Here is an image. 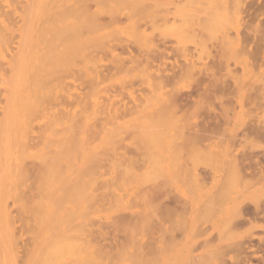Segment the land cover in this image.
<instances>
[{
  "label": "rangeland",
  "instance_id": "1",
  "mask_svg": "<svg viewBox=\"0 0 264 264\" xmlns=\"http://www.w3.org/2000/svg\"><path fill=\"white\" fill-rule=\"evenodd\" d=\"M16 1H19L20 4H15L14 2L11 4L10 1L12 10L10 9V11L6 12L8 10L6 8V0H0V9H4L6 12L1 10L5 13L2 12V16L7 13L10 16L11 13H14L12 14L14 16L9 17L7 14L4 18L8 17L12 19V21L9 19V22L11 25L12 22L15 25V27L10 25V29L12 30H10V34L6 35V37L3 36L5 31H0V35L4 39L1 40L5 42L1 41L0 43V46L3 44L2 46L4 47V49H2V46L0 47V72L2 67L5 69L2 68L4 72L3 74L1 72L0 77L2 78L3 76L4 79H0V83L4 80L6 81V79L7 81L9 80L5 78L7 75L5 76L4 73L10 77V74L5 72H10L6 63L9 58L7 59L6 55H12L21 43L18 40L21 39L22 41L23 39L24 42L21 44H24V46L20 44L23 47L22 53L25 49H28L29 54L36 57V70H39L37 71L38 81L39 77L41 78L42 76L43 78V81L40 79V86L41 88L48 86V90L45 88L43 90L40 88L38 82L35 83L37 85H34L35 88L39 89V96L42 99V94L51 93L54 98L50 94L48 98L54 100L56 97L57 101L52 103V105L55 104L54 108L52 105H48L47 107L53 113H56L57 108L62 109L67 115L66 119H64V113L61 114L62 111L60 113L58 112L59 110L57 111L58 115L61 114L63 118L61 115L59 116L62 122L58 118L56 121H58L59 125L57 123L55 128L59 131L61 125L64 128L67 125L66 123L71 122V120L75 121L72 115L75 114L74 116H76V110L77 112L81 111L79 106L85 107L86 105L87 115L84 112L85 114L83 113L82 116L81 112H78L83 119L77 113L81 117L79 118L78 116V118L82 119L81 121L83 122H81V130L79 128L77 131L82 133L78 132L79 134H75L78 135V138L74 137L77 138L74 139L75 141L78 140L79 145L77 146L79 147L76 149H79L80 155L72 149L73 154L77 153L75 156L79 155V158L73 156L72 161H74V164L72 161H69L73 166L70 167L68 165L70 167H68V171V168H63V171H65L63 173L64 176H62L63 178H59L57 175V181H55L62 186L64 184L70 185L71 188L73 187L72 191L73 189L76 190L78 187L74 186L77 185L76 181L80 183L79 179H76L78 175H75L77 173L80 174L78 166L80 165L79 167L84 168L89 163L91 167V169L88 168L90 169V171L88 170L89 178L87 179V174L84 173L86 178L81 174L83 177L80 176V179L85 178L84 180L87 179L86 182L90 181L91 183L87 185L82 180L81 185L83 184L85 187L80 186L83 187L80 190L83 191L86 189V186L88 188L84 190L85 193L81 192L78 188V193H83L79 195L76 191L75 195L78 196V199L76 196L71 195L75 191L71 192V188L70 195L68 193L63 196L64 194L60 193L63 198L59 196V198H62L57 199L61 200L59 202H62L64 197L68 202L72 201L70 198H76L74 202L77 204L73 201V204L67 201H64L66 203L62 202L69 209H65L66 207L62 208L63 204L61 205L58 201L54 203L53 201L55 200L53 199L57 197L51 199L52 208L55 209L58 203L61 207L59 205L58 208L60 209H58V212H54L52 215L54 216V218L51 217L53 221L40 216L39 220L43 222L40 223L36 217L37 221H39L38 223L41 225L37 224V230H34L35 233L33 231L29 232L32 235L29 238L33 237L32 244H28L27 242L29 246L20 245V247L23 246L29 249V255L26 253L27 249H24L25 252L23 250L20 251L22 248H19L18 242L20 244L25 243L23 239L27 238L23 236L29 235L26 234L28 232L22 233L20 221H23L21 219L25 218L26 222L24 224H31V218L27 222L26 218H29V216L26 217L25 215L27 214L24 215L26 212L21 213V215H24L22 218L20 217L21 219H19V216H21L19 214L17 217H14L16 216V211L13 212V209L14 207L18 208L19 205L14 204L11 199L6 201L9 203L7 208L14 223L12 227L14 230L15 228H20L18 232L17 230L15 231L18 233V236L22 235L16 238V240L15 238L13 239V248L16 247V249H13L12 255L14 256V260L20 259L18 255H21V259H23L25 253L27 255L24 257L26 262L17 260L13 264H264V260H262L264 259V0H24L26 3L20 2V0ZM30 1H33L31 3L34 5L28 6L29 4L27 3H30ZM1 2L5 8H3ZM47 2L50 3L48 4ZM12 5L18 6V10L21 9L24 13L19 12ZM26 6L28 9L30 7L29 11H27ZM22 8L29 12V16ZM13 17H16L15 20H13ZM23 19L24 21L27 20L29 26L26 21L24 22L25 24L23 23ZM1 21L2 17L0 16V25ZM14 21L18 23L15 22V24ZM23 24L26 27H23L24 30L22 31L23 28L20 27ZM46 27H50V30L44 29ZM43 29L48 31L46 34H49L48 37L45 35L46 32L43 33ZM0 30H3V28ZM24 32L27 34L22 35ZM14 34L17 37L13 36ZM43 35H45L44 40L45 37L47 40L48 38L51 40L52 35H55L53 36L55 38H57L56 35L59 38L62 36V39L65 36L63 42L67 36L70 42L62 43L61 45L63 46L61 47L58 45V43H61L59 42L61 39L54 40L55 38H52L55 49H57L56 45H58V49L54 50V53L51 50L52 55L49 53L47 55L50 56L46 57L45 52L47 51L48 53L49 48L45 47L47 44L43 45V42L47 41H43L40 38ZM12 37L14 38L13 40H11ZM5 38L10 39L6 41ZM11 41L16 42L11 43ZM7 42H10L11 45L10 43L7 44ZM51 43L49 46H51L50 49H53V43L52 45ZM7 45L9 47L12 46L10 47L11 49L8 48V52ZM44 47L45 49H43ZM71 49L72 52H70ZM4 52L7 53L5 54ZM41 53L43 57H40V59L46 57L43 60L47 61L52 58L50 61L52 65L48 61V66L47 64L43 66L44 64L42 63H46V61L44 62L42 59H39ZM65 53L69 54L68 59L67 56L65 57L66 60H64ZM147 56L149 59L153 58L147 61ZM60 59L62 60L60 61ZM40 61L43 62L41 63ZM58 61L60 64H58ZM62 61L66 65L61 63ZM2 62H4V65L1 64ZM60 65L65 66V73L61 72L63 67ZM58 66L60 67L57 68ZM54 67L55 72H57L56 69H59V73L61 72L67 77V79H63L62 85H67L68 83L70 86L68 89V85L64 87L61 86V82H57V84L53 80L51 82L53 81L54 90L52 89V85L49 84L51 83L50 81L46 84V81L50 80V78L53 79V76L57 77L54 74L55 72H53ZM76 67H78V70L83 69L82 75L83 73L87 74L83 75L82 79L84 81H81V78L79 79L81 72L74 69ZM43 69L47 71L52 69L49 71L50 76H47L50 78L45 79L46 76L44 77V74L48 72ZM71 69H74L76 74H74L73 70V72H70ZM51 71L52 73H50ZM68 72L72 77L69 76ZM77 74L78 79H76L77 77L74 78ZM61 75L59 76L62 79L63 76L61 77ZM5 81L4 84L6 83V86L2 82V89H0L2 90V93L0 91V101L3 100L0 105L4 107H0V116L3 114L1 117L4 119L3 124L0 117V121L2 122L0 124V134H4L8 111L7 103L3 104L6 99L4 95L6 94L5 96H7L9 93H5L8 87V82ZM43 84L45 86H42ZM49 85H51V88H49ZM62 87L63 89L66 88V91L69 90L68 93H65V90L64 93L60 91ZM41 90L43 93H41ZM46 96L43 98L44 101L48 100ZM70 100L75 102L73 103L74 105L71 104V107H73L71 109L70 106L63 105L65 101L67 103L69 101L70 104ZM51 102V100L48 101V104ZM57 102L58 105L59 103L60 105L64 103L62 106L56 107ZM76 102L85 104H77ZM45 105L47 104L45 103ZM51 108L53 109L51 110ZM2 109H6L4 113ZM81 109L83 110V108ZM67 110L70 111L69 115L67 114ZM95 110L96 113H94ZM34 116L32 114L29 117L32 122H29L30 126L31 124H33V127L37 126V124L39 126V123H43L44 120L41 122ZM54 116H57V114ZM69 116L73 119L70 120ZM32 117L37 121L34 120L33 122ZM51 117L50 119L53 118ZM75 122L73 123L75 124ZM81 123L79 122L78 124ZM95 123L99 125L96 128H99L96 135L90 131L97 125ZM74 124L72 130L76 131L74 128L78 124L76 127ZM69 126L70 128L72 127L71 124ZM66 127L69 129L68 126ZM84 128H88L85 130L88 132L87 137ZM34 129L37 128L34 127ZM30 130L32 131L33 129L30 128ZM34 132L30 133L29 131L28 133L32 136L38 134ZM69 132H71L70 129L66 133H62L64 137H68V135L71 137V134H67ZM93 132L95 133L94 130ZM41 133H44V131ZM41 133L40 135H42ZM53 134L51 137L43 134L44 138L40 139L42 141L40 145L37 144L38 147H36L33 144L36 147L35 149L34 147L30 149L28 146L29 149H26L28 150L26 153L32 154L33 157L26 158L29 163L31 159L33 162L34 158L36 162L38 158V162L41 161V152L44 154L43 160L45 156L46 159H49L47 158V149L45 147L49 146L52 142L49 143L48 141L49 144L44 147L45 142L49 138L56 139L63 136L62 134L58 135V132L54 136ZM32 136L29 137L28 134V139L31 138L34 141L38 138L32 139ZM80 137L81 141L79 142ZM65 139H61L62 142H65ZM61 140L59 141L61 142ZM33 141H29L28 145ZM84 141H86V144H84ZM66 143L71 146L74 145V147L76 145L75 143L73 145L69 144V142ZM59 144L52 145V147L49 146L48 148L55 149ZM83 146L86 148H82ZM43 147L46 151H44ZM54 151L57 150L55 149ZM48 152L50 153V150ZM70 153L72 154V152ZM70 153L65 154L72 156L73 154L71 155ZM52 154L50 153L49 157H52ZM58 154H56V157L59 156ZM65 154L62 155L60 152L61 157L63 156V158L68 159V156H65ZM95 157L99 158L98 164L96 163L97 161L94 162L97 165H93L92 162ZM63 158L60 161L64 162ZM36 162L34 169H37L38 166ZM65 162L68 163L67 160ZM59 164L62 163L59 162ZM24 165L29 166L27 164ZM64 165L66 164L62 166ZM26 166L24 167L26 168ZM59 167L61 168V166ZM34 169H32L31 173L29 168L25 169V171H29V177L32 176L31 174H33ZM70 169L73 170L71 174L72 170ZM77 169L78 172L76 173ZM84 169L82 170L84 171ZM58 171L60 172L61 170ZM36 172L38 179L39 172L38 170ZM29 177H27L28 180L26 178V186L36 179L35 177L32 180ZM58 178L62 180V183ZM71 178L73 179V183H75L74 185ZM24 180L19 183L25 184ZM67 181L70 183H67ZM47 182H41V184L43 183L42 185L39 184L42 188L45 185L42 194H44L45 189L47 190L51 186V183ZM95 182L102 183L98 184L97 188L99 186L102 188L103 184H109V186L105 185V187L107 186L109 189L113 188L114 190L113 192L109 191V193H117L118 197L120 196V200L116 201L115 206H113V203L117 200V194L114 197L112 195L113 200H115L112 203L113 205L111 204L113 206L111 208L109 205L112 199L110 195L107 196L108 193L107 195L105 193L108 189L103 187V189L96 188V190V186L94 187ZM1 183L0 180V191L4 188L1 187ZM37 183L35 185L32 184L37 187ZM23 184L21 187L17 186L22 191L27 189ZM31 186L29 184L28 188H32ZM92 188L95 189L94 191L99 190L100 192L101 190L105 193L104 196H107L106 199L109 200V205L106 199L103 200H106L105 202L107 203L103 204L104 202L101 199L103 195H99L101 192H98L99 194L97 195H94L97 192L91 194V192H94ZM21 189L19 190L21 191ZM39 191L41 190L39 189ZM35 192L34 194L38 193ZM38 194L37 196L35 195L36 198L39 197ZM84 194L87 199L90 197L89 201L85 202L87 199ZM67 195L70 197L69 200L66 197ZM90 195H94V197L99 196L98 200L97 197L95 198L98 201V205H101L99 203V199H101L102 207L99 208L98 206L95 208L97 205L94 204V206L92 203H96V201L91 202L95 199L93 196L91 198ZM82 196H84L85 201H83ZM32 198H35L34 195ZM28 200V202H31L30 197ZM56 203L57 205H54ZM87 203L90 205H88L90 208L97 209L98 211L93 210L94 214L91 209L90 212L92 213L86 216L87 212L85 210H90L88 206H85ZM73 205L78 208H73ZM84 207H87L84 210L86 214L72 217L69 219L71 223L69 220V222H66L68 219L65 218L66 213L69 214L67 215L70 218L72 211H83ZM62 210H64L65 215L63 218L66 220L62 218ZM54 211H57V208ZM18 212L21 211L17 210ZM85 216L86 218H84ZM17 218L19 221H17ZM59 218H62V220ZM73 218L74 221L72 220ZM14 219H16V222ZM55 219H59L57 223L61 222V224L56 223L54 225L56 231L51 228V234L49 227H52V225H50L51 222L49 221H52L51 224H54L56 222ZM90 219H94L95 222L98 220L99 223L103 221V223L99 224L100 226H97V223L96 226L90 227V223L87 224L86 221ZM80 222L85 224L86 230H92L93 227V229H96V232L102 229V234L103 232L105 233L104 235L100 233L98 234L100 236H97L99 232L93 231V235L95 234L93 240L90 230L88 233L91 237L88 235L90 237L88 240L94 241V243L93 246L89 245L90 249L88 248L89 250L87 251L85 250L86 242L83 249L80 243L82 242L83 245V241L87 239V237L81 236L85 234L84 230L83 232L82 230H78L83 229L80 227L82 226ZM35 223H37L35 220L32 221L33 225H36ZM32 224L25 226L30 228L33 226ZM73 224L78 227L76 228L77 232L81 231L83 234L81 232L80 235L76 234L77 232L75 233L73 229L75 225ZM113 224L115 226L117 224V227L114 228ZM68 225L72 226L71 228L74 233L71 230V232H68L70 229ZM36 227H33V229ZM25 229L27 228L24 227V231H26ZM14 230L13 235L16 237L17 235L15 236V234L17 233ZM65 231H67V234ZM69 233L80 239L78 241L80 246L78 242L75 249H73L75 245H71V257H66L65 255L67 254L60 252V255L57 253L59 260L62 254L64 260L56 262L55 260H58L57 257L54 261L49 262L51 259H48V262L47 260L43 262L45 257L43 259V256H40L45 255L47 257L46 254L49 252L44 248V250H47L45 254L42 247L50 245L49 240L50 243L58 242L55 237L52 239L53 234L56 237L59 235L58 240H62V237H68L66 235H69ZM80 236L85 239L81 240ZM70 237H68L69 240L71 239ZM73 238L70 241L78 240L77 238ZM65 240L68 239L65 238ZM69 240L68 242L66 241V244H73L76 241L69 242ZM15 241H18V247L15 246ZM28 241L30 243V240ZM59 242L58 244H63ZM88 243L86 244L87 246ZM149 244L151 248L154 247V251L150 249L153 251H150L151 254H147L149 253V249L145 250V246ZM94 245L95 247H101V249L100 247L98 248L100 249L99 251L103 250L106 254L108 252V257L119 256L118 252L120 251L122 254L120 252L119 254L122 255V258L119 257L117 259L115 257V259H111L113 262H110L106 258L107 256L104 255L106 259H104V256L102 258L103 254L101 253L103 252H100L101 256H98L101 259L97 256L98 262H90L92 255L88 253H92L95 248ZM53 246L56 245L54 244ZM77 246L86 252H82ZM242 246L248 248L244 251V254L241 253L243 251L238 250V247ZM57 247L59 248V245ZM139 247L144 248L140 249ZM137 248H139L138 251L143 252L145 250L144 252L148 256L159 250L157 248L161 250L164 248L165 250L163 251L165 253L159 250L157 253L160 252V254L155 252V255L149 256V258L144 253L145 258L141 259V257L139 258L140 255H135L134 253ZM14 250H18L17 253ZM74 250H78L80 253L76 252L77 256L75 255V258H72ZM51 251L54 252L55 250L51 249ZM99 251L97 250L98 253ZM19 252H23V255ZM48 255L51 256V254ZM87 255L91 256L87 258ZM141 256L143 257V255ZM76 257L79 260L81 257H86L83 259L86 261L89 259V262H83V260L76 262ZM124 257H128V259L126 258L127 260H125ZM39 259H42V262H39ZM102 259L103 262H101Z\"/></svg>",
  "mask_w": 264,
  "mask_h": 264
},
{
  "label": "bare ground",
  "instance_id": "2",
  "mask_svg": "<svg viewBox=\"0 0 264 264\" xmlns=\"http://www.w3.org/2000/svg\"><path fill=\"white\" fill-rule=\"evenodd\" d=\"M1 1H3V0H1ZM10 1H11V4H13V2L15 3V4H20L19 3V1H16V0H6V8L8 9H6L7 11L6 12H8V11H10V9H11V4H10ZM18 2V3H16V2ZM50 1V0H49ZM9 2V3H8ZM20 2H25L26 3V1H24V0H20ZM28 2V1H27ZM33 3V1H30V3H27V4H29L28 6H30V5H34V4H32ZM51 2H53V1H51ZM2 3V2H1ZM48 4L50 3V2H47ZM3 4V3H2ZM10 4V5H9ZM14 4V5H15ZM23 4V3H22ZM26 4V5H27ZM14 5H12V6H14ZM19 6H21V7H23L24 6V4H23V6L22 5H19ZM49 6V5H48ZM48 6H46L47 8H48ZM15 8H17L18 6H14ZM20 7V8H21ZM51 7H53V6H51ZM0 8H1V5H0ZM3 8H5V6H4V4H3ZM19 8V7H18ZM18 8H17V10H18ZM24 8H25V6H24ZM24 8H22L24 11H26V9H28L27 8V6H26V9H24ZM45 9V8H44ZM1 10H3L4 11V9H0V16L2 17V21H1V25H0V27L1 28H3V30H0V31H5L6 32V34H5V32H4V34H3V36L4 37H6V35H9L10 33V30H12V29H10V22H9V19L10 18H8V17H6V18H4L5 16H7V14L6 15H3L2 16V14L5 12H3V11H1ZM12 10V9H11ZM30 10V7H29V9L27 10V11H29ZM19 12H23V11H21V9L20 10H18ZM25 12V13H27V15L29 16V12ZM3 12V13H2ZM5 12V13H6ZM31 12V11H30ZM4 13V14H5ZM11 13V12H10ZM24 13V12H23ZM48 13V12H47ZM12 14H14V13H11V15L9 16V14H8V16L9 17H11V16H14V15H12ZM31 14V13H30ZM46 14V13H45ZM50 14V13H49ZM26 16V15H25ZM17 17V16H16ZM15 17V18H16ZM4 18V19H3ZM15 18L13 17V20H15ZM28 19V18H27ZM10 21H12V19H10ZM26 21V23H27V20H25ZM24 21V19H23V23L25 22ZM16 21H14V23H15ZM30 22V21H29ZM48 22V21H47ZM46 22V23H47ZM16 23H18V22H16ZM15 23V24H16ZM21 24H22V22H21ZM25 24V23H24ZM24 24H23V26L22 27H20V28H23V27H26V25L24 26ZM28 24V23H27ZM41 24V23H40ZM12 25H13V22H12ZM11 25V26H12ZM14 27H15V25H13ZM20 26V25H19ZM28 26H29V24H28ZM18 27V26H17ZM44 27V26H43ZM0 28V29H1ZM17 29V28H16ZM28 29V28H27ZM36 29V28H35ZM44 29H46V30H50V27H46V28H44ZM43 29V30H44ZM24 30V28L22 29V31ZM37 30H39L38 28H37ZM52 30V29H51ZM44 32H46L45 33V35L47 34V32L48 31H43V33ZM2 33V32H1ZM21 33V32H20ZM41 33H42V31H41ZM49 33H51V31H49ZM24 34H27V33H23L22 35H24ZM39 34H40V32H39ZM19 35V34H18ZM45 35H43V37L41 36L40 38H42V40L43 41H45V40H47V38L45 37V40L43 39L44 38V36ZM49 35V34H48ZM48 35H46L47 37H48ZM3 36L2 35H0V43H1V41L2 40H4V39H2L3 38ZM13 36H15V37H17V35L16 34H14ZM53 36H55V35H52L51 36V40H49V38H48V40L47 41H49L50 43L52 42V41H54V40H56V39H61V41H59V42H61L60 44L58 43V45L59 46H63V45H61L62 43L63 44H65V42H70V39L66 36V39L64 40V42H63V39L65 38V36L63 37V39H62V36H61V38H59L57 35H56V37L57 38H55V37H53ZM7 37H9V36H7ZM24 38H25V36H23ZM50 37V36H49ZM52 38L54 39V40H52ZM2 39V40H1ZM6 39V38H5ZM8 39V38H7ZM6 39V41H8ZM14 38L12 37V39L11 40H13ZM20 39V38H19ZM69 39V40H68ZM19 41V43L21 42V43H23L24 41H23V39H22V41H21V39L20 40H18ZM42 41V42H43ZM47 41H45V42H47ZM2 42H4V41H2ZM16 41H11V43H15ZM45 42H43L44 44L43 45H45V44H47V46L45 45V47H47V48H49V51H48V53H47V51L45 52L46 54L45 55H47V54H49L50 53V55H52V52H51V50L53 51V53H54V50H57L58 49V45H56V48L57 49H55V46H54V42H52L53 43V45H52V43H51V45H52V47H54L53 49L51 48L50 49V47L51 46H49V42H47V43H45ZM5 43V42H4ZM8 43H10V42H7V44ZM11 43H10V45H11ZM20 43V44H21ZM27 43H28V41H27ZM38 43H40V42H38ZM19 44V47L18 48H16V51L12 54V55H6V58L8 59L9 58V60H8V62L6 61V63H7V66L9 67V71L10 72H8V71H5L6 73H9L10 74V77H9V75L8 74H5L4 73V75L6 76L7 75V77H5V78H8L9 80L7 81V79H6V81L8 82V87H7V92H6V90H5V93H8V97L7 96H5L4 94V97L7 99H5V101H7V102H5L4 101V103L3 104H5V103H7L6 104V106H8V111H7V118H6V122H5V131H4V134H0V180H1V187H4L1 191H0V195H2V197H0V264H13V262H17V260L19 261V260H21V261H24V262H26V260H24V257H26L27 255H26V253L28 254V248H25V247H23V246H21L20 247V245H24V246H27L28 244H32L31 242H33V237H31V238H29V236L31 235L30 233L33 231V233H35V229L37 230V224H39L38 222L40 221L39 219L43 216L44 218H46L47 220H49V219H51V217L52 218H54V216H52L53 214H54V212L55 213H57L58 212V209H60V208H58V206L61 204H63L62 202H64V201H67V200H65V197H64V199H63V201L62 202H59V201H61V200H57L58 198H59V196H61V194L60 193H62V195L63 196H65L66 194H68L69 193V195L71 194L70 193V188H71V186L69 185H61L60 183H56V179H57V175H58V177L59 178H63L62 176H64V172L65 171H63V168H65L66 167V169L70 166H73V162L74 161H72V158H73V156L75 157V158H79L78 156L80 155V153L78 152L79 151V149H76V148H78L79 146H77V145H79V143H78V140L77 141H75L74 139H77L78 138V135H75V134H79V133H82V132H79V131H77V129H79L80 128V130H81V127H82V119H83V113L85 112L86 113V105H85V107L84 106H82V107H80L79 106V109L81 110V111H78V112H81V115L77 112V110L75 111V113H76V116H74V115H72V117L75 119V121H72L71 119H73V118H70L71 116H69L68 118L71 120V122H69V120H68V118H67V120H68V122L72 125V127L70 128V124L69 123H66L65 125L66 126H68L69 127V129H70V131L71 132H69V133H67V134H71V137H70V135H68V137L66 136V137H64V134L63 133H66L67 132V130H69V129H67V127L65 126L64 128H63V126L61 125V128L59 129V131L61 130V132L59 133V131L55 128V125L58 123V121H56V120H58V118H59V121H60V115L61 114H63V116L65 117L64 119H66V114H65V112H63V110L61 109H59V108H57L58 110V112L60 113V111H62V113L60 114V115H58V113H57V111H56V113L54 112L53 113V111H50V108H48L47 106L48 105H52V103L53 102H56L57 101V99H56V97H55V99L54 100H52V99H50V98H48V96H49V94L50 95H52L51 93H48V94H46V95H44V94H42L43 95V97H42V99H41V96H39V94H38V90L39 89H37V88H35V86L34 85H36L35 83L36 82H40V79H42V81H43V78H42V76H41V78L39 77V81H38V75H37V71H39V70H36L37 69V67H36V65H37V62H36V57L34 56V55H32V54H29L30 52H29V50L28 49H25V51L22 53V50H23V47H21V45L22 46H24V44H21L20 45ZM41 44V43H40ZM55 44H57V43H55ZM3 45V44H2ZM1 45V46H2ZM6 45V44H5ZM4 45V46H5ZM13 45V44H12ZM18 45V44H17ZM0 46V47H1ZM8 46V45H7ZM6 46V47H7ZM3 47V46H2ZM10 47H12V46H10ZM9 46L7 47V52H8V48H10ZM14 47V46H13ZM45 47L43 48V49H45ZM64 47H66V45H64ZM26 48V47H25ZM46 48V49H47ZM2 49H4V47L2 48ZM11 49V48H10ZM9 49V50H10ZM12 49H14V48H12ZM62 49H64V48H62ZM48 50V49H47ZM2 51H4V50H2ZM11 52H12V50H10ZM7 52H4L5 54L7 53ZM70 52H72V49H71V51ZM49 55V56H50ZM68 55L69 54H66L65 53V56H64V60H66L65 59V57L67 56V59H68ZM7 56H9V57H7ZM48 55L46 56V57H49ZM40 57H43L42 56V53L39 55V59H40ZM45 57V56H44ZM45 57V58H46ZM70 57V56H69ZM45 58H43V59H45ZM62 58V57H61ZM151 58H153V57H151ZM150 58V59H151ZM42 59V58H41ZM40 59V60H41ZM42 59V60H43ZM48 59V58H47ZM52 59V58H51ZM51 59L49 60H43L44 62L46 61V63H42L43 61H40L42 64H44L43 66H45V64H47V66H48V61H49V63H50V61H51ZM147 61H148V59H149V57L147 56ZM149 59V60H150ZM62 59H60V61H61ZM4 61V60H3ZM146 61V60H145ZM66 62V61H65ZM4 62H2L1 64H3ZM5 63V64H6ZM55 63H57V62H55ZM61 63H63V61L61 62ZM41 64V65H42ZM51 65H52V63H50ZM49 64V65H50ZM58 64H60L59 63V61H58ZM64 64V63H63ZM4 65V64H3ZM2 65V66H3ZM39 66H40V64H38ZM53 65H55V64H53ZM64 65H66V63L64 64ZM61 66V67H63V69H64V67L65 66ZM46 66V67H47ZM60 66H58L57 68H59ZM1 67V66H0ZM36 67V68H35ZM3 68V67H2ZM2 68H1V72H2V74H3V72H4V70H2ZM6 69H7V67H5ZM45 68V67H44ZM78 67H76V68H74V69H77ZM61 69V68H60ZM62 69V70H63ZM74 69H71L70 70V72L73 70L74 71V74H76L75 73V70ZM43 70H45V69H43ZM42 70V71H43ZM50 70H52V69H50ZM49 70V71H50ZM53 72H55V67L53 68ZM57 70V72H58V74L59 75H61L62 73L61 72H63V73H65L66 72V70L64 69L63 71L61 70V72L59 73V69H56ZM59 70V71H58ZM45 71H47V70H45ZM45 71H44V73H45ZM49 71H47L48 73L45 75L44 74V77H45V79L47 78H50V77H47L48 75L50 76V74H49ZM72 71V72H73ZM77 71H80L81 72V74H79V72H77ZM77 73L80 75L79 76V79L81 78V81H84V79H82L83 78V75L84 74H86V73H83V75H82V72H83V69H77ZM1 72H0V75H1ZM41 72V71H40ZM57 72H55L54 74H55V76H59L58 74H56ZM50 73H52V71L50 72ZM68 74H69V72H68ZM78 74L77 75H75V77L74 78H76V79H78ZM52 75V74H51ZM87 75V74H86ZM53 76V75H52ZM51 76V77H52ZM63 76V78L61 79L60 78V76L58 77V79H57V77H54L53 76V79H51L50 78V80H48V81H46L45 83L46 84H48V82L50 81L51 82V80H53V81H56L55 83H57V82H61L60 84H61V86H64V87H66L67 85V89H68V87H70L69 86V84L67 83V85L66 84H64V85H62L63 83L62 82H64V80L65 79H67V77L65 76V75H61V77ZM65 76V77H64ZM69 76L70 77H72L71 76V74H69ZM85 77V76H84ZM65 78V79H64ZM86 78V77H85ZM0 79L2 80V79H4L3 78V76H2V78L0 77ZM64 79V80H63ZM5 81V80H4ZM4 81H2L3 82V84H4ZM5 81V82H6ZM53 81L51 82V83H49V84H51L52 85V83H53ZM95 81V80H94ZM97 81V80H96ZM1 82V83H2ZM0 83V84H1ZM41 83V82H40ZM40 83H39V86H40ZM44 83V84H45ZM6 84V83H5ZM4 84V86H6ZM42 85V86H45V85ZM58 84V83H57ZM51 85H49L50 87L49 88H51ZM54 85V84H53ZM53 85H52V89L54 90L55 88L53 87ZM37 86V85H36ZM47 86V85H46ZM59 86V85H58ZM48 87V86H47ZM47 87L45 88V87H43V88H45V89H47ZM56 87H57V85H56ZM5 88V87H4ZM40 88H41V86H40ZM43 88H41V89H43ZM59 88H60V86H59ZM0 89H2V84H1V86H0ZM62 89H63V87H62ZM62 89H60V91H63V93H64V90H65V93L67 92L68 93V91H66V88H64L63 90ZM4 90V89H3ZM44 90V89H43ZM48 90V89H47ZM46 90V91H47ZM51 90V89H50ZM50 90H49V92H50ZM52 90V91H53ZM1 91V93H2V90H0ZM51 91V92H52ZM41 93H43L42 92V90H41ZM62 95H64V94H62ZM70 95H71V93H70ZM69 95V96H70ZM44 96H46V98H48V100H45L44 101ZM39 97H40V99H39ZM51 97V96H50ZM45 98V99H46ZM52 98H54L53 97V95H52ZM58 98V97H57ZM65 98V97H64ZM41 100H43L47 105H45V103L43 102V101H41ZM52 101L51 103H49L48 104V101ZM2 102H3V100H1ZM1 101H0V103H1ZM47 101V102H46ZM60 102H62L61 100H60ZM72 102V103H71ZM81 102V101H80ZM80 102H76L77 104H85V103H80ZM187 102V101H186ZM64 103V102H63ZM63 103H61V105H60V103H59V105H58V102H57V106L56 107H58V106H62V104ZM73 103H75V102H73V101H71L70 100V104H69V101H68V103L65 101V103L63 104V105H65V106H70V109L71 108H73V107H71V104L72 105H74ZM2 104V105H3ZM55 105V104H54ZM54 105H52L53 106V108H54ZM4 106V105H3ZM6 106H5V108H6ZM51 106V107H52ZM64 106V108H66ZM0 107H1V105H0ZM1 108H4V107H1ZM53 108H51V110L53 109ZM81 108H83V110L85 109V111H83ZM78 109V110H79ZM5 110L6 109H2V111H3V113L5 112ZM51 112H49V111ZM48 114H47V113ZM69 110H67V114L69 115ZM2 113V112H1ZM77 113L82 117V119H79V118H81L79 115H77ZM84 113V114H85ZM94 113H96V110H95V112ZM32 114L33 115H35L34 117L35 118H37L39 121H45V119H46V121L44 122L43 121V123L42 124H40L39 123V126L41 127L42 125H44V126H42L41 128L38 126V124H37V126H34V127H36L37 129H34V127H33V124H31V126L29 125L30 123H32L31 122V120H30V118L29 117H31L32 116ZM52 114V115H51ZM55 114H57V116H54ZM3 115V114H2ZM1 115V116H2ZM50 115V117L52 118V119H50V117H48ZM86 115H87V113H86ZM97 115V114H96ZM0 116V117H1ZM5 116H6V114H5ZM4 116V117H5ZM63 116L61 115V117L63 118ZM78 116H79V118H78ZM85 116V115H84ZM94 117H96L95 115H94ZM2 118V117H1ZM33 118V117H32ZM35 118H33L32 120H33V122H34V120L35 121H37ZM61 118V119H62ZM76 118H77V120H78V122H77V120H76ZM4 119L2 118V121H3ZM30 120V121H29ZM66 120V121H67ZM87 121V120H86ZM97 121H98V117H97ZM1 122V121H0ZM30 122V123H29ZM60 122H62V120L60 121ZM73 122H75V124L73 123ZM81 123V124H78V123ZM0 124H2V122L0 123ZM3 124H4V121H3ZM35 124V123H34ZM64 124V123H63ZM73 124L75 125V127H76V125H77V127L76 128H74V129H76V131L75 130H72L73 129ZM95 124H97V123H95ZM58 125H59V123H58ZM89 125V124H88ZM1 126V125H0ZM29 126V127H28ZM80 126V127H79ZM99 125L97 124L95 127H93V129L92 130H90L91 131V133L92 134H94V135H96L97 133H98V129H96L97 127H98ZM44 127V128H43ZM56 127H58V126H56ZM212 127H215V126H212ZM211 127V128H212ZM261 127V126H260ZM30 128H32L33 130L31 131L30 130ZM66 128V129H65ZM217 128V127H216ZM0 129H1V127H0ZM38 129H40L41 130V132H43L44 131V133H41L40 132V130L39 131H37ZM43 129V130H42ZM55 129V130H54ZM65 129V130H64ZM86 129H88V128H84V131L86 130ZM259 129V128H258ZM56 130H57V132H58V135L59 134H62L63 136H61L60 138H52V139H47V141L45 142L46 144H44V147L47 145V144H49V143H51V144H49V146H51L52 147V145L54 146L55 144L57 145V144H59V143H61V144H59V146H57V148H55L57 151H54L55 149H52V148H48L49 146L47 145V147H45L46 149H47V151H46V149L43 147V149H44V151H46V154H47V158H49V159H46V156H45V158H44V160L42 159L43 157H44V154H43V152H41L40 154H41V156H42V158H40V160L41 161H39L38 162V160H39V158L37 159V162H36V159L34 158L33 159V162H32V159L30 160V163H29V161H27L26 160V158H28V157H32V154L30 155L29 153H26L28 150H26L27 148L29 149V147H30V149L32 148L33 149V147H34V145L36 146V147H38V145L37 144H39L40 145V143L42 142V141H40V139L42 138H44V136H43V134H47L48 136H50L51 137V135L55 132V133H57L56 132ZM93 130L95 131V133L93 132ZM260 130V129H259ZM30 131V133H32L33 131H35L34 133H38L37 135H34V136H32L30 133H28ZM37 131V132H36ZM97 131V132H96ZM206 131H208V130H206ZM256 131V130H255ZM42 134V135H40V133ZM63 132V133H62ZM74 132H77V133H74ZM79 132V133H78ZM86 132V133H85ZM84 133H85V135H86V137H87V134H88V132L87 131H85ZM213 132V131H212ZM260 132H262V131H260ZM0 133H1V131H0ZM29 134V137H31L32 136V139H34V138H36V137H38V135H40L38 138H36L34 141L33 140H31V138H29L28 139V134ZM53 134V136L54 135H56V134ZM260 135V134H259ZM73 136V137H72ZM77 137V138H74V137ZM70 137V138H69ZM83 137H85V136H83ZM47 138V137H46ZM63 138H66L65 139V142L63 141L62 142V140H63ZM41 139V140H42ZM53 139H55V140H53ZM57 139H58V141L59 140H61V142L59 141V143H58V141H57ZM70 139V140H69ZM87 139V138H86ZM28 140V141H27ZM39 140V141H38ZM67 140H69V141H67ZM29 141H33V142H30L29 143V145H28V142ZM37 141H38V143H37ZM48 141H49V143H48ZM75 143L76 145H75V147H74V145H73V143ZM81 141V137H80V140H79V142ZM83 141V140H82ZM66 142H69V144H72L73 146H71V145H68V143H66ZM55 143V144H54ZM63 144V145H62ZM64 144H66V145H64ZM84 144H86V141H84ZM84 144H82V145H84ZM31 145V146H30ZM42 145V144H41ZM68 145V146H67ZM29 146V147H28ZM65 147V148H63V147ZM67 146V147H66ZM86 146V145H85ZM85 146H83L82 148H86ZM36 147H34V149L36 148ZM56 147V146H55ZM74 147V148H73ZM66 148H67V150H66ZM69 148V149H68ZM81 148V149H82ZM40 149V148H39ZM72 149H73V151H75V152H77L79 155L76 157L75 155H77V153H75V155L73 154V151H72ZM26 150V151H25ZM50 150V153L52 154V157H49L50 156V153L48 152ZM71 150V151H70ZM30 152V151H29ZM55 152V153H54ZM60 152H61V154L63 155V154H69L70 152H72V156H70V155H66L65 154V156H68V159H65V157L63 158V156L61 157L60 156ZM64 152V153H63ZM83 152H85V151H83ZM57 153H59L58 155L59 156H57L56 157V154ZM49 154V155H48ZM37 157V156H36ZM249 157V156H248ZM33 158V157H32ZM61 158H63L64 159V162H62V161H60L61 160ZM87 158V157H86ZM96 158V159H95ZM95 158H93V160H92V162H93V165H97L99 162V158L98 157H95ZM97 158H98V160H97ZM252 158V157H251ZM24 159H25V161H24ZM62 159V160H63ZM94 159H95V161H94ZM246 159V158H245ZM34 160H35V162H36V165L38 164V166H37V169L35 168L34 169V167H36L35 166V162H34ZM65 160H67L68 161V163H66L65 162ZM87 160V159H86ZM255 160H256V158H255ZM24 161V162H23ZM69 161H72V163L73 164H70V162ZM79 161V160H78ZM97 161V162H96ZM25 162H27V163H25ZM40 162H42V163H40ZM59 162H61L62 164H59ZM76 162V161H75ZM85 162V161H84ZM86 162H88V161H86ZM94 162H96L97 164H95ZM77 163V162H76ZM75 163V164H76ZM249 163V162H248ZM24 164H27V165H29V166H26V165H24ZM63 164H66V165H64V166H62ZM32 165H34V166H32ZM56 165H58V166H56ZM69 165V166H68ZM86 165V164H85ZM88 165V166H87ZM84 168L87 170L86 172H85V169L82 167H79L78 166V168H80L79 170H80V174H78L77 172H78V169H77V171H76V173L77 174H75L76 176V179H79L78 181L80 182V183H78L77 181H76V183H77V185H74L75 183H73V179H72V184L76 187V186H78L77 187V189L75 190V189H73V191L75 192H73L72 191V188H71V192H73V194H71L72 196L74 195V196H76V198L78 197L77 195H75L76 194V191H77V194H79V195H81V194H83V193H78V188H79V190H80V188L81 189H83V187H80V186H84L83 184L81 185V182H82V180H83V183H86L87 185H89L88 183H91L89 180V182H86L87 181V179L89 178L88 177V170L90 171V169H91V167L89 166V163L87 164ZM24 166H26V168L24 167ZM41 166V167H40ZM56 166V167H55ZM59 166H61V168L59 167ZM82 166V165H81ZM39 167V168H38ZM55 167V168H54ZM69 167V168H70ZM257 167H258V165H257ZM29 168V170H30V173H31V171H32V169H34L33 170V174H31L32 176H33V178H32V176H30L29 177V175H30V173H29V171L27 172V170L25 171V169H28ZM31 168V169H30ZM41 168V169H40ZM69 168L67 169V171L69 170ZM88 168H90V169H88ZM42 170V171H40V170ZM55 169H58V170H61L60 172L58 171V170H55ZM72 169H73V167H72ZM72 169H70V170H72ZM82 169H84V171L82 170ZM38 170V172L40 171L41 173L42 172H44V173H40L39 172V177H38V179H37V177H36V174H37V171ZM44 170V171H43ZM65 170V169H64ZM83 172H82V171ZM36 173H35V172ZM58 173H56V172ZM264 171V170H263ZM62 172V173H61ZM70 172V171H69ZM73 172V170L70 172V174ZM35 173V174H34ZM84 173L85 174H87L86 176H87V179L86 180H84L85 178H86V176L84 175ZM29 174V175H28ZM61 174V175H60ZM81 174H83L84 176H85V178L84 179H80V176H81ZM37 175V176H38ZM83 175L81 176V177H83ZM69 176V175H68ZM72 177H73V175H71ZM27 177H29V178H31L32 180L36 177V179H34L33 180V184L35 185L36 183H37V180H38V183H37V187H35V186H33V184L30 182L29 184H30V186L32 187V188H28L29 187V184H28V186H26V181L28 180V178ZM74 177V178H75ZM79 177V178H78ZM26 178H27V180H26ZM58 178V179H59ZM25 179V180H24ZM41 181H40V180ZM75 179V180H76ZM22 180H24L25 182V184H23L22 182H21V184L19 183L20 181H22ZM30 180V179H29ZM56 180V181H55ZM46 181H48L47 183H51L50 185H48V186H50L47 190L45 189V192H44V194H42L43 193V190H44V187H45V185L43 186V188H42V186H40V185H42L41 184V182H46ZM59 181L61 182L62 180L61 179H59ZM92 181V180H91ZM36 182V183H35ZM94 182V181H93ZM19 183V184H18ZM62 183V182H61ZM67 183H70V182H68L67 181ZM25 185L26 186V188L27 189H24V191L26 192H24V191H22V189L21 188H18L19 186L21 187V185ZM40 184V185H39ZM71 184V185H72ZM79 184V185H78ZM85 184V185H86ZM97 184V185H96ZM98 184H102V183H97V182H95V185H94V187H95V189L97 188V186H98ZM19 185V186H18ZM105 185H107V186H109V184H105ZM105 185L103 184L102 185V188H100L101 186H99V188L100 189H103V187H105ZM8 186V188H6ZM18 186V187H17ZM64 186H68V187H64ZM91 186H92V184H91ZM105 187L106 189H108V190H106L105 188H104V190H106V191H108V192H106L105 191V193H106V195H107V193H108V195L107 196H109L110 195V198L112 199L110 202V205H109V200L108 199H106L107 198V196L105 195L104 196V194L105 193H103L101 190H100V192H99V190L98 191H94L95 189H93L92 188V191H94V192H91V194L92 193H95V192H97L96 194H94V195H97V194H99L100 196L101 195H103V197L101 198L102 200L103 199H106V200H108L107 202H108V205L111 207L113 204V206H115V203H117L118 202V200H120L119 199V197H118V194L117 193H115V194H117V196H116V199L117 200H113V197L115 196V194H113V193H109V191H111V192H113L114 190H113V188H110V189H112V190H110L109 189V187ZM74 187V188H75ZM85 187V186H84ZM111 187V186H110ZM38 190H37V189ZM87 186H86V189H84V190H87ZM89 188H90V186H89ZM99 188H97V189H99ZM19 189H21V191L19 190ZM37 190L36 192H35V190ZM39 189L41 190V191H39ZM96 189V190H97ZM32 190V191H31ZM84 190L82 191V190H80L81 192H84ZM19 191H20V193H19ZM29 191V192H28ZM79 191V192H80ZM21 192H23V193H21ZM33 192V193H32ZM34 192L35 193H37L38 194V198H36V196H37V194H34ZM41 192V193H40ZM89 192V191H88ZM87 192V193H88ZM99 192V193H98ZM30 195H28V194ZM31 193H32V195H31ZM85 193V192H84ZM22 194V195H21ZM24 194V195H23ZM34 195V197L35 198H32V196ZM36 195V196H35ZM43 195V196H42ZM69 195H67L66 197L68 198V200H69V198L70 197H68ZM94 195H92L93 196V198L95 199V200H93V201H91V202H95L96 201V203H92V205H97V206H95V208H97L98 206H99V208L100 207H102V205L103 204H105V203H107V202H105L106 200H103L102 202H104L103 204H102V202L100 201L101 199H99V203H101V205L99 204H97V200H98V198H100L99 196L97 197V196H95V197H97V200H96V198L94 197ZM112 195H113V197H112ZM27 196H28V199H29V197H30V201L31 202H28L29 200L27 199ZM43 198H42V197ZM84 196H85V198H86V195L84 194ZM84 196H82L83 197V201H85V198H84ZM88 196H89V194H88ZM87 196V197H88ZM91 196V195H90ZM92 196H91V198H92ZM25 197V198H24ZM57 197V198H56ZM62 197V196H61ZM60 197V198H61ZM80 197V196H79ZM52 198H56V199H53V200H55V201H53L54 203L56 202V201H58L59 203H58V206H56V208H57V211H54V210H56V208L54 209V208H52ZM59 198V199H60ZM63 198V197H62ZM61 198V199H62ZM66 198V199H67ZM76 198L75 199H73V198H70L73 202L74 201H76ZM9 199H11L12 201H13V203L14 204H18L19 206H18V208H16V207H14V209L16 208L18 211H21V212H18L17 213V210L15 209H13V212L14 211H16V216H14V217H17L18 216V214L19 215H21V213L23 212H26V213H24V215L25 214H27V215H25L26 217H28L29 216V218H26L27 219V222L29 221L28 219H30L31 218V224H32V221H34L35 220V222H37V223H35L36 225H33L32 227H30V228H28L27 226H25V225H31L30 223H27V224H24L26 221L24 220V219H21L22 218V216H24V215H21V216H19V219H21L23 222H21L20 221V224H21V226H20V224H19V226H20V228L22 229V233L24 232H28V233H26L28 236H23V237H25V238H27V239H23L24 240V242L26 243V245H25V243H23V244H20V242H18V241H15V246H17V242H18V244H19V248H22V249H20V251L21 250H23V252H25V250H26V253L23 255V252L21 253V252H19V253H21L24 257H23V259H21V255H18V257H20V259H16V260H14V256L12 255V252H13V249H16V247L15 248H13V239L15 238V240H16V238H18V237H20V236H22V235H20V236H18V231L20 230V228H18L17 226H15V227H17L18 229H16L15 228V230H17V232L13 229V225H14V223H13V220L11 219V215H10V213H9V211H8V208H7V206H8V202H6L7 200H9ZM26 199V200H25ZM38 200V202H37V200ZM41 199V200H40ZM78 199V198H77ZM87 199V198H86ZM89 199H90V197H89ZM89 199H87L85 202H87V201H89ZM33 200H34V202H33ZM35 200H36V202H35ZM80 200H82V199H80ZM72 201L71 202H68V203H71V204H73L72 203ZM113 201H114V203H113ZM117 201V202H116ZM79 202V201H78ZM91 202H89L90 204H91ZM30 203V204H29ZM64 203H66V202H64ZM74 203H76V202H74ZM113 203V204H112ZM77 204V203H76ZM112 204V205H111ZM54 205H57V203L56 204H54ZM61 205H60V207H61ZM66 205V204H65ZM75 205V204H74ZM73 205V208H78V207H75V206H77V205H75L74 206ZM89 204L87 203V205H85V206H88ZM91 205V207H93ZM117 205V204H116ZM90 206V205H89ZM88 206V208H90ZM112 206V207H113ZM64 207H66V206H64V204L62 205V208H64ZM111 207V208H112ZM19 208H20V210H19ZM72 208V207H71ZM70 208V209H71ZM81 208V207H80ZM87 208V207H86ZM85 207H84V209H83V211L86 209ZM65 209H69L68 207H66ZM91 209H92V212L94 213V211L93 210H95L96 212L98 211L97 209H93V208H90V210H89V212H88V210H85L86 212H87V214H86V212L84 211V213H82L81 211H76L75 209V211L73 212H69L70 214H71V217L69 218V214L68 213H66L65 215H66V217H65V215H64V210H62L63 212V215H62V218L63 217H65V218H68L67 219V221L66 222H69L70 221V223H71V220H69V219H71L72 217H75V216H77V215H84V214H86V216H89V214L90 213H92V212H90L91 211ZM264 210V209H263ZM99 211H100V209H99ZM254 211V210H253ZM29 212L31 213L30 215H29ZM67 212V211H66ZM80 212H81V214H80ZM75 213H76V215H75ZM77 213H79V214H77ZM261 213V212H260ZM12 214V213H11ZM68 214V215H67ZM73 214H74V216H73ZM95 214V213H94ZM247 214V213H246ZM99 215V214H98ZM250 215V214H249ZM32 216V217H31ZM34 216V217H33ZM39 216V217H38ZM41 216V217H40ZM68 216V217H67ZM86 216L84 217V218H86ZM21 217V218H20ZM36 217L38 218V220L39 221H37V219H36ZM78 217V216H77ZM81 217V216H80ZM62 218L60 219V220H62ZM81 218H83V217H81ZM33 219V220H32ZM59 219L57 220V219H55L56 220V222H54V224H51L52 223V221H53V219H51L52 221H49V222H51L50 223V225H52V227H49L50 228V230H49V232L51 231V228H53V229H55L54 228V225L57 223V221H59ZM64 219V218H63ZM15 220V222H16V219H14ZM64 220H66V219H64ZM63 220V221H64ZM69 220V221H68ZM73 221H74V218L72 219ZM94 219H90L89 221L88 220H86L87 221V224L88 223H90L89 225H90V227L91 226H96L97 225V223H98V225L97 226H100L99 224H102L103 223V221H102V223L100 222H98V220L95 222V220L93 221ZM17 221H19L18 220V218H17ZM72 221V222H73ZM91 221H93V223H91ZM101 221V220H100ZM65 222V221H64ZM40 223H43L42 221H40ZM61 224V222H58L57 224ZM96 223V224H95ZM16 224V223H15ZM23 224H24V226H23ZM59 224V225H60ZM65 224V223H64ZM67 224V223H66ZM79 224V223H78ZM94 224V225H93ZM39 225H41V224H39ZM49 225V224H48ZM71 225V224H70ZM73 225H75V224H73ZM80 225H82V226H80V227H82L83 229H78V230H82V232H83V230H84V235H81V236H85V237H87V239H83V237H81L80 236V238H81V240H84L83 241V245H82V242H80L81 243V246H82V249H83V247H84V244H85V242H86V244L88 243V246L85 244V246H86V248H85V250L87 251V250H89L90 248V246H93V243H94V241H89L88 239H90V234L92 235V239H93V236L95 237V234L93 235V231H95L96 232V229H93V227H92V230H91V232H90V230H86V228H85V224H83L82 222H80ZM83 225H84V227H83ZM119 225V224H118ZM69 226V225H68ZM24 227H26L27 229H25L26 231H24ZM33 227H36V228H34L33 229ZM55 227H59V226H55ZM70 227V226H69ZM69 227H68V229H69ZM72 227V226H71ZM70 227V229L68 230V232L71 230L72 231V233H76L77 232V230H76V228H78L76 225H75V228H73L74 229V232H73V229ZM89 227V226H88ZM113 227L114 228H116L117 227V224H116V226H115V224H113ZM48 228V229H49ZM67 228V227H66ZM65 228V229H66ZM101 228V227H100ZM99 228V229H100ZM29 229V230H28ZM13 230H14V232H16L17 234H15V236L16 237H14V235H13ZM58 230V229H57ZM62 230V229H61ZM85 230H86V232H85ZM102 229H100V230H98L97 232H99V233H97V236H100V235H98V234H100L101 233V235H104L105 233L103 232V234H102V231H101ZM104 230V229H103ZM48 231V230H47ZM55 231H56V229H55ZM70 231V232H71ZM30 232V233H29ZM37 232V231H36ZM81 232V231H80ZM80 232L78 231L76 234H79L80 235ZM81 232V233H82ZM88 232H90V234L88 233ZM23 233V234H24ZM38 233V232H37ZM51 233V232H50ZM65 233L67 234V231H65ZM71 233V234H72ZM48 234V233H47ZM52 234V233H51ZM66 234H64V235H66ZM83 234V233H82ZM34 235V234H33ZM55 234H53V238L52 239H54V237L57 239H55L56 241H58L59 242V240H60V242L59 243H63V244H58V242L57 243H55V242H52V243H54L56 246H53L52 245V243H50V240H49V244L50 245H48V246H45V247H42V249L44 250V248L45 249H47L48 250V254H51V256L50 255H48V254H46L47 252V250H44L45 252V254L47 255V257L45 256V255H41L40 257H42L43 259H44V257H45V259L43 260V262L45 261L46 262V260H47V262L49 261L48 259H51L49 262H51V261H54L55 260V258H57L58 257V260H55L56 262H58V261H61V260H64L62 257H63V254L62 253H65V254H67V255H65L66 257L67 256H70V253H71V251H72V249H71V251H70V248H72L71 247V245H75L74 247H73V249H75L76 248V245H78L77 244V242L78 241H80V239H78L79 237H74V236H72V235H70V233H69V235H66V236H71L70 238L72 239L73 237V239H75V238H77L78 240H74V241H70L69 240V238L68 237H65V236H63L62 237V240L61 239H59L58 240V237H59V235L56 237V236H54ZM74 235V234H73ZM87 235V236H86ZM88 235L90 236V237H88ZM32 236V235H31ZM67 238L68 240H69V242H74L73 244L72 243H68V244H66V241L68 242V240H65V238ZM47 238V237H46ZM45 238V239H46ZM63 238H64V241H63ZM32 239V240H31ZM20 240H21V238H20ZM23 240H21V241H23ZM28 240H30V243H29V241ZM55 240H53V241H55ZM87 240V241H86ZM94 240V239H93ZM96 241V240H95ZM27 242H28V244H27ZM45 242V241H44ZM64 242H65V244H64ZM79 243V242H78ZM80 243H79V246H80ZM96 243V245H98L97 244V242H95ZM43 244V243H42ZM92 244V245H91ZM59 245V248L57 247ZM90 245V246H89ZM245 245V244H244ZM29 246V245H28ZM31 246H33V245H31ZM30 246V247H31ZM51 246H53V247H51ZM148 246V247H147ZM147 246H145V250H148L149 249V253H147V254H151L150 253V251L151 252H153L154 251V247H150V244L149 245H147ZM152 246V245H151ZM18 247V246H17ZM78 247V246H77ZM94 247H95V245H94ZM100 246H98V247H95L94 248V253H93V251H92V253H88V254H91V255H87L86 257L87 258H89L90 256H91V261L90 262H98L97 260H98V257H100L101 256V254H103L101 257L103 258V256L105 255V256H107L106 258L108 259V261L110 260V262H113L112 260L113 259H115V257L117 258V259H119V257L120 258H122V252H120L121 254H119V252H118V255L119 256H117V255H114V256H112L111 254V256L112 257H108V255H109V253L107 252V254H106V252L105 251H103V250H101V251H99L100 249H101V247H100V249H98ZM243 247V246H242ZM238 247V250H241V251H243V252H241V253H243L244 254V251L246 250V249H248V248H245V247ZM248 247V246H247ZM251 247V246H250ZM33 248V247H32ZM52 250H55L54 252L53 251H51V249ZM81 248V247H80ZM79 247H78V249L79 250H81L82 252H86L85 250L83 251L82 249H80ZM89 248V249H88ZM140 249H142V248H144V247H139ZM139 248H137V250H135V255L136 254H138V255H140L139 256V258L141 257V259H143V258H145V255H146V257L148 256L144 251L145 250H143V252L142 251H138L139 250ZM147 248V249H146ZM25 249V250H24ZM31 249V248H30ZM150 249H152V250H150ZM157 249H159L161 252H164L165 253V251H163V250H165L164 248H163V250H161L160 248H157ZM156 249V250H157ZM96 250V251H95ZM97 250L99 251V253L97 252ZM159 250H157V251H159ZM15 251V250H14ZM17 251L18 250H16L15 251V253H17ZM40 252H41V250H39ZM138 251V252H137ZM157 251H155L156 253H157ZM50 252H52L53 253V255H52V253H50ZM60 252H62L61 254H62V256L60 257L61 259L59 260V256L57 255V253H59V255H60ZM80 253V252H78V250H74V252H72V258H75L74 256L76 255L77 256V253ZM82 252H81V254H82ZM97 252V253H96ZM100 252H103V253H101L100 254ZM104 252H105V254H104ZM141 252V254H139ZM154 252V253H155ZM239 252V253H240ZM74 253H76V254H74ZM144 253H145V255H144ZM152 254L153 256L155 255V254ZM159 254H160V252H158ZM157 253V254H158ZM37 254H40V253H37ZM41 254H43V253H41ZM55 254V255H54ZM17 255H16V257H17ZM29 255V254H28ZM98 255H100V256H98ZM121 255V256H120ZM141 255H143V257L141 256ZM151 255V256H152ZM37 256V255H36ZM35 256V257H36ZM55 256V257H54ZM83 256V255H82ZM98 256V257H97ZM105 256H104V259H106L105 258ZM150 256V255H149ZM149 256H148V258H149ZM150 256V257H151ZM247 256V255H246ZM34 257V258H35ZM39 257V256H38ZM54 257V258H53ZM71 257V256H70ZM69 257V258H70ZM86 257H81L80 258V260L77 258L76 259V262L79 260V261H81V260H83V262H89V259H87V261L85 260V259H83V258H86ZM101 257H100V259H101ZM93 258V259H92ZM94 258H95V260H94ZM97 258V259H96ZM127 259H128V257H126ZM125 257H124V259L125 260H127ZM148 258H146V259H148ZM36 259H37V257H36ZM36 259H35V261H36ZM71 259V258H70ZM112 259V260H111ZM244 259V258H243ZM250 259V258H249ZM40 260V261H39ZM38 261L39 262H42V259H39ZM72 260V259H71ZM85 260V261H84ZM94 260V261H93ZM123 260V259H122ZM164 260H165V258H164ZM262 260H264V259H262ZM34 261V262H35ZM66 261H67V259H66ZM73 261V260H72ZM247 261V260H246ZM68 262H71V261H68ZM74 262V261H73ZM100 262V261H99ZM101 262H103V259H102V261ZM246 264H248V263H246Z\"/></svg>",
  "mask_w": 264,
  "mask_h": 264
}]
</instances>
